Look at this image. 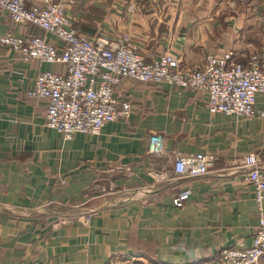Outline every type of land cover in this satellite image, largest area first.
<instances>
[{
	"label": "crops",
	"instance_id": "0c3cea01",
	"mask_svg": "<svg viewBox=\"0 0 264 264\" xmlns=\"http://www.w3.org/2000/svg\"><path fill=\"white\" fill-rule=\"evenodd\" d=\"M58 1L81 34L128 33L147 62L169 53L193 68L232 52L245 63L264 49V0ZM7 33L57 42L0 9ZM44 70L65 66L0 45V264H222L221 250L252 244L260 206L244 162L254 156L264 171L260 118L212 112L197 89L122 78L115 94L130 115L66 139L47 125V100L28 94ZM154 133L160 156L149 152ZM190 152L214 157L208 175L175 174V154Z\"/></svg>",
	"mask_w": 264,
	"mask_h": 264
},
{
	"label": "built area",
	"instance_id": "2783aa9c",
	"mask_svg": "<svg viewBox=\"0 0 264 264\" xmlns=\"http://www.w3.org/2000/svg\"><path fill=\"white\" fill-rule=\"evenodd\" d=\"M27 2L0 0V9L14 23L37 25L57 42L47 36L7 33L0 37V45L11 47L29 60L65 66L62 73L41 71L28 94L47 100V125L66 139L76 133L98 135L106 123L130 115V102L115 94L122 78L200 90L207 94L212 112L258 117L264 127V109L256 105L257 95L264 96V49L245 63L234 60L232 52L221 58L208 55L201 65L193 68L184 66L169 53L147 62L128 33L115 38L89 37L73 26L63 2L42 0L41 5L33 6ZM149 152L156 156L164 153L161 134L151 135ZM212 160L214 157L204 152L176 153L174 172L178 177H203L210 173ZM244 167L255 188L260 220L249 247L230 246L221 250L222 264H264V171L254 156L244 162ZM123 192L135 195L132 189ZM190 194L191 190L185 189L174 198V204L181 206Z\"/></svg>",
	"mask_w": 264,
	"mask_h": 264
},
{
	"label": "rangeland",
	"instance_id": "374dc122",
	"mask_svg": "<svg viewBox=\"0 0 264 264\" xmlns=\"http://www.w3.org/2000/svg\"><path fill=\"white\" fill-rule=\"evenodd\" d=\"M242 4V3H244V5L248 8V9H253L254 7H256L255 5L256 4H259V2H253V1H244V2H235V4L237 5V4ZM121 192H122V189L120 188L119 189ZM127 196V195H126ZM78 216V213H70L68 216H66V217H69V218H76Z\"/></svg>",
	"mask_w": 264,
	"mask_h": 264
},
{
	"label": "trees",
	"instance_id": "16d2710c",
	"mask_svg": "<svg viewBox=\"0 0 264 264\" xmlns=\"http://www.w3.org/2000/svg\"><path fill=\"white\" fill-rule=\"evenodd\" d=\"M35 26H37V25H35ZM37 27H39V26H37ZM40 28V27H39ZM42 29V28H41ZM43 30V29H42ZM44 32H46L45 30H43Z\"/></svg>",
	"mask_w": 264,
	"mask_h": 264
}]
</instances>
